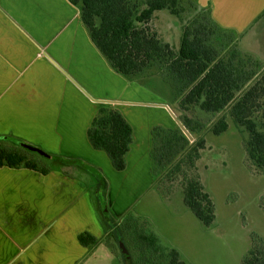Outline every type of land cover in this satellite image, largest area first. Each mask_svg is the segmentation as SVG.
Wrapping results in <instances>:
<instances>
[{
	"label": "crops",
	"instance_id": "1",
	"mask_svg": "<svg viewBox=\"0 0 264 264\" xmlns=\"http://www.w3.org/2000/svg\"><path fill=\"white\" fill-rule=\"evenodd\" d=\"M196 5L237 33L242 53L264 62V0H196ZM61 69L95 99L161 104L143 100V94L154 92L113 69L70 0H0V135L100 169L108 187L105 203L119 223L155 187L153 127L175 128V122L158 107L95 103ZM102 106L121 112L133 128L121 172L87 137ZM51 169L44 175L0 168V264H94L112 243L94 175L59 163ZM84 232L101 243L83 246L79 235Z\"/></svg>",
	"mask_w": 264,
	"mask_h": 264
},
{
	"label": "trees",
	"instance_id": "2",
	"mask_svg": "<svg viewBox=\"0 0 264 264\" xmlns=\"http://www.w3.org/2000/svg\"><path fill=\"white\" fill-rule=\"evenodd\" d=\"M70 1L80 8L81 19L92 42L118 74L136 79L160 62L173 80L178 96L182 97L181 109L203 117L229 112L235 124L249 133L246 152L250 166L264 171V64L237 49V33L222 28L213 20L209 10H202L184 26L180 48L176 52L169 44H164L148 25L162 10H168L181 19L184 9L180 0ZM177 115L194 136V142H190L178 126H154L151 151L154 182L164 188L167 178L173 180L172 176L180 174L184 203L206 227H211L216 220L215 204L205 189L198 167L206 140L196 137V131L203 125L195 124L190 116ZM228 129L227 117L222 116L214 124L212 132L221 135ZM87 137L95 150L107 154L116 171L127 168V154L134 133L121 112L102 106L87 131ZM0 143H11L27 152L0 147V168H24L47 175L52 166L59 163L77 166L100 179L104 195L102 199L99 196L102 204L100 214L110 232L117 236L120 246L131 252L124 233L125 217L122 224L118 223L105 203L108 187L100 169L77 157L51 153L47 157L23 144L39 147L11 135H0ZM167 164L170 165L168 168ZM134 236L138 246L159 252V239L154 233L148 234L136 228ZM79 241L87 248L101 243V239L88 232L81 233ZM123 257L131 259L124 252ZM167 264L187 263L177 250L172 249L168 252ZM242 264H264V236L253 234L252 247Z\"/></svg>",
	"mask_w": 264,
	"mask_h": 264
},
{
	"label": "rangeland",
	"instance_id": "3",
	"mask_svg": "<svg viewBox=\"0 0 264 264\" xmlns=\"http://www.w3.org/2000/svg\"><path fill=\"white\" fill-rule=\"evenodd\" d=\"M180 3L184 9L181 19L168 10H162L148 25L164 44H169L176 52L180 48L184 26L200 12L196 0H180ZM237 49L240 51L238 46ZM244 54L264 64L256 56ZM139 77L137 82L154 92L151 97L143 94V100L169 104L182 117L190 116L195 124L203 125L196 131V137L206 140L198 167L205 189L215 204L216 220L211 227H206L184 203L182 176H172L173 180L167 178L164 187L171 188L169 191L155 184L151 192L125 215L127 225L124 233L131 252L120 246L117 236L111 231L108 242L115 245L119 254L109 243L94 264H167V255L172 249L181 253V259L187 264H242L252 247L253 234L264 236V171L252 168L248 162L246 142L249 133L235 124L229 112L203 117L202 114L193 115L182 110V97L178 96L175 87L172 88V79L160 62ZM162 109L156 108L159 113ZM222 116L227 117L229 129L221 135H214L213 126ZM0 147L27 153L11 143H0ZM169 166L167 164L166 168ZM94 179L99 183L102 199V182L95 176ZM136 228L157 236L159 252L137 245ZM123 250L131 259H124Z\"/></svg>",
	"mask_w": 264,
	"mask_h": 264
},
{
	"label": "water",
	"instance_id": "4",
	"mask_svg": "<svg viewBox=\"0 0 264 264\" xmlns=\"http://www.w3.org/2000/svg\"><path fill=\"white\" fill-rule=\"evenodd\" d=\"M62 72L66 75V77L72 81L78 88L79 90L86 96L88 97L91 101L95 102V103H102V104H131V105H138V106H148V107H158V108H163L165 109L169 115L171 116V118L173 119V121L175 122L176 126H178V128L183 132V134L187 137V139L190 142H194V137L193 135L190 133V131L186 128V126L182 123V121L179 119V117L176 115V113L171 109V107L167 104L161 103V104H154V103H135V102H120V101H109V100H98L93 98L79 83H77L67 72H65L63 69H61ZM23 146H25L26 148L32 150V151H37L39 153H41L42 155H45L47 157H50V155L39 149L36 147H33L31 145H26L23 144ZM124 254L128 257V253L126 252V250L124 251Z\"/></svg>",
	"mask_w": 264,
	"mask_h": 264
}]
</instances>
